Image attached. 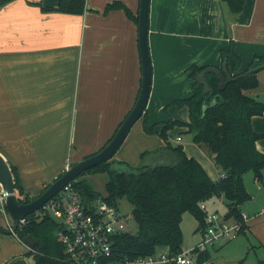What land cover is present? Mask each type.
<instances>
[{"label": "crops", "instance_id": "crops-1", "mask_svg": "<svg viewBox=\"0 0 264 264\" xmlns=\"http://www.w3.org/2000/svg\"><path fill=\"white\" fill-rule=\"evenodd\" d=\"M37 1L44 6L58 3L0 1V152L29 195L52 182L67 162L71 165L105 144L133 105L141 75L137 24L122 9L103 12L112 0H85L79 14L42 11ZM120 1L137 12L139 0ZM230 40L240 57L239 72L253 56L264 55V0H245L236 13L223 0H149V123L168 116L188 119L186 106L165 110V105L191 93L189 65L220 67L219 50ZM257 80L264 83L263 70ZM246 92L254 94L255 89ZM251 124L264 134V112L254 115ZM173 128L167 131L169 140L181 143V134L170 132ZM164 144L158 133L143 130L140 117L113 158L136 166L143 151ZM256 146L264 152V136ZM183 149L211 178L219 177L216 165L218 173L213 175L202 153L195 155L184 144ZM210 199L207 206L212 210L224 205L222 197ZM206 201L200 205L208 210ZM242 212L248 216L243 233H253L259 224L256 216ZM24 250L12 233L0 230V264Z\"/></svg>", "mask_w": 264, "mask_h": 264}, {"label": "trees", "instance_id": "trees-1", "mask_svg": "<svg viewBox=\"0 0 264 264\" xmlns=\"http://www.w3.org/2000/svg\"><path fill=\"white\" fill-rule=\"evenodd\" d=\"M0 1L3 3L9 0ZM223 1L232 13L239 12L245 2V0ZM36 4L42 11L79 14L85 9V0H58V3L52 6H44L40 1ZM111 9H122L127 17L137 24L138 10L131 11L120 0L107 2L103 12ZM219 55L221 62L226 60L227 70L231 76L241 72L237 71L240 57L234 50L232 40L226 47L219 50ZM261 64H264V55H255L243 71ZM206 66L189 65L187 71L192 79L191 93L175 98L165 105V110L171 105L186 106L187 120L168 116L164 120L149 123L146 109L141 115L143 130L147 133H158L165 142L161 147L143 151L141 160L146 155L159 153L160 157L165 158L172 155L170 162L140 163L132 166L112 157L88 168L79 175L80 177L70 182L87 203L99 196L114 206L122 197L131 203V217L136 224V231L134 233L123 231L114 237L113 248L118 256L126 255L133 258L165 247L171 252L180 251L183 212L189 211L196 218L198 224L195 229L203 234L206 226L205 211L200 207V203L213 197H222L225 215L243 224L241 208L250 198L243 184V174L250 169L255 179L263 181L264 152L257 148L256 141L264 134L253 129L251 119L254 115L264 112V103L246 92L247 89L257 85L259 70L228 81L223 88L218 87V75L207 72L205 79L209 85V91L204 92V85L198 82L195 76ZM260 70L264 71V68ZM213 99L215 102L211 104ZM204 105L206 107L203 109ZM155 125H159L160 128L155 130ZM175 125L186 126V131L191 133L192 141L202 146L211 156L219 170L218 178H211L195 157L186 154L182 144H173L169 140L167 131ZM9 165L14 176L18 198L22 202L35 198L49 185V183L46 184L38 194L29 195L20 187L15 167L10 163ZM87 172H107V180L104 184L105 194H100L86 177H81ZM56 229L57 223L49 214L27 215L25 221L17 226L14 233L19 240L31 234L36 239L33 245L36 253L28 254L24 251L22 254L33 255L35 264H72L64 259L62 247L55 236ZM206 256L208 257L209 254L207 250H204L198 253L197 259L207 262ZM14 264H25V262L21 260Z\"/></svg>", "mask_w": 264, "mask_h": 264}, {"label": "built area", "instance_id": "built-area-1", "mask_svg": "<svg viewBox=\"0 0 264 264\" xmlns=\"http://www.w3.org/2000/svg\"><path fill=\"white\" fill-rule=\"evenodd\" d=\"M68 166L70 164L67 162L65 168ZM200 207L205 211L206 223L200 242L178 252H171L165 247L133 258L118 256L113 248L114 237L126 231L124 226L129 217L120 216L117 206L109 204L102 196L87 203L68 183L34 213L36 216L49 214L54 218L57 223L56 239L62 247L64 259L72 264H208L198 261V253L206 250L208 244L237 234L241 222L233 218L225 220L217 210H205L203 203ZM0 211L4 215L6 228L12 230L13 220L5 208L1 191ZM241 218L245 221L247 215L241 212ZM24 221L25 218L19 224ZM12 234L15 236L14 232ZM22 244L29 248L23 241Z\"/></svg>", "mask_w": 264, "mask_h": 264}, {"label": "water", "instance_id": "water-1", "mask_svg": "<svg viewBox=\"0 0 264 264\" xmlns=\"http://www.w3.org/2000/svg\"><path fill=\"white\" fill-rule=\"evenodd\" d=\"M148 9L149 0H139L137 13V41L141 67L139 90L133 105L126 113L120 124L117 126L111 138L102 148L90 155L84 156L65 168L61 174L57 176L52 182H50L40 194L27 202H22L19 200L11 167L5 156L0 152V191L3 195L5 208L13 220L12 230H4L0 226L1 231L11 234L15 231L23 218L37 211L42 204L54 196L64 185L76 179L83 171L87 170L88 168L111 159L125 139L131 126L141 117L148 101L152 74L147 41ZM262 68H264V64L258 65L256 67H250L235 76H231L227 70L226 60H223L220 67L212 65L204 67L195 76V79L204 85V92H208L209 85L205 79V74L207 72L216 73L219 78L218 87L223 88L228 81L247 75L250 72L258 71ZM214 102L215 100L213 99L211 104ZM205 107L206 106L204 105L203 109ZM125 169L127 170V167H125ZM128 220L129 219L127 218V221ZM22 241L25 244L32 246L35 243V238L31 234H27L23 237ZM21 260L24 261L25 264H35L33 255H25L22 253L13 255L3 264H14L15 262Z\"/></svg>", "mask_w": 264, "mask_h": 264}, {"label": "rangeland", "instance_id": "rangeland-1", "mask_svg": "<svg viewBox=\"0 0 264 264\" xmlns=\"http://www.w3.org/2000/svg\"><path fill=\"white\" fill-rule=\"evenodd\" d=\"M255 93L251 94L256 98L260 99L264 103V83L258 82L254 87ZM257 95H259L257 97ZM174 127L170 132L180 133L182 136V142H177L180 144L187 145L188 150L195 155H199L198 153H202L207 159V167L210 171L215 175L218 171L214 167V163H212V159L205 152L206 150H202L201 148H197L193 146L191 135L188 131H186L185 127L180 126L183 130L179 128L175 129ZM179 130L180 132H178ZM173 144H176L175 140H172ZM187 143V144H186ZM172 159V155L169 158L160 157L159 153H155L153 155H146L140 160V163H167ZM138 165V164H137ZM264 173V169H263ZM80 177V176H78ZM81 177H86L92 186L97 190L100 194H105V181L107 180V172H94V173H85ZM243 184L246 190L248 191L250 198L245 202L242 206V210L248 212L251 216H256L259 224L255 226V230L252 232H245V227L243 228V224L248 221H242L241 229L237 232V234L233 235L231 238H221L215 243L207 245V251L209 256H206V260L208 264H264V212L258 213L261 209L264 208V178L263 181L257 180L253 177L252 171L249 169L243 174ZM210 201V202H209ZM212 199H208L205 204L208 210H212V207H208L207 204L211 203ZM117 212L120 216L129 217V221L125 224L124 229L131 233L136 231V224L131 217V203L125 198L122 197L117 200L116 203ZM217 212L220 213L225 220H231V217H227L224 213V205H217ZM11 218V217H10ZM248 218V216H247ZM12 220V219H11ZM198 221L196 218L189 212L185 211L182 214L181 218V230H182V249H190L198 242H200L203 238V234L201 231L196 230V226ZM0 225L5 226V218L3 213L0 211ZM4 228V227H3ZM16 237V236H15ZM19 240L18 237H16ZM20 242V240H19ZM24 247V245H23ZM162 249V248H159Z\"/></svg>", "mask_w": 264, "mask_h": 264}, {"label": "flooded vegetation", "instance_id": "flooded-vegetation-1", "mask_svg": "<svg viewBox=\"0 0 264 264\" xmlns=\"http://www.w3.org/2000/svg\"><path fill=\"white\" fill-rule=\"evenodd\" d=\"M20 242L22 243V241L20 240ZM35 242H36V239H35ZM25 248V252H28V254L30 253V254H35L36 253V249L33 247V245L32 246H29V248H27L26 249V247H24Z\"/></svg>", "mask_w": 264, "mask_h": 264}]
</instances>
